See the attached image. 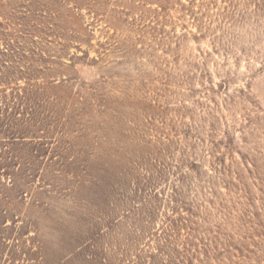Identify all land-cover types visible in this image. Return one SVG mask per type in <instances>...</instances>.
<instances>
[{
    "label": "rangeland",
    "instance_id": "obj_1",
    "mask_svg": "<svg viewBox=\"0 0 264 264\" xmlns=\"http://www.w3.org/2000/svg\"><path fill=\"white\" fill-rule=\"evenodd\" d=\"M0 264H264V0H0Z\"/></svg>",
    "mask_w": 264,
    "mask_h": 264
}]
</instances>
